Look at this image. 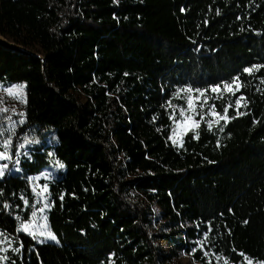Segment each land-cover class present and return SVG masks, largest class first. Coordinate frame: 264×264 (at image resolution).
Wrapping results in <instances>:
<instances>
[{
  "label": "trees",
  "instance_id": "1",
  "mask_svg": "<svg viewBox=\"0 0 264 264\" xmlns=\"http://www.w3.org/2000/svg\"><path fill=\"white\" fill-rule=\"evenodd\" d=\"M0 34L39 55L0 46V83L26 82L23 130L56 137L0 179L13 242L0 264L264 260V0H0ZM189 84H220L205 104L230 119L197 115L177 146L169 116ZM51 157L65 164L48 183L59 243L39 244L21 230L35 204L27 177Z\"/></svg>",
  "mask_w": 264,
  "mask_h": 264
},
{
  "label": "snow or ice",
  "instance_id": "2",
  "mask_svg": "<svg viewBox=\"0 0 264 264\" xmlns=\"http://www.w3.org/2000/svg\"><path fill=\"white\" fill-rule=\"evenodd\" d=\"M116 3H119V0H115ZM183 10V9H182ZM259 66L253 65L251 68L245 67L243 69V72L245 73H251L253 68H257ZM125 75H128L125 73ZM238 78L233 77L232 81L233 83L236 82ZM224 88L231 92L232 91V84H230L228 81H222ZM7 88V91L9 93L13 92V89H18L19 91L15 93L17 95V98L22 100L23 103H27L26 93L23 91L24 88H26L25 84H12L11 86H5ZM211 88L212 92H217L220 90V84H213L210 86H195V85H181L177 89V93L179 94L181 92L185 93L186 95V108L181 107L180 108V115L179 117L176 116V110L173 109L171 115L169 116V119L173 122V128H172V136H170V139H174L176 136V128L179 127L183 133H187L191 127H199L200 121H197L195 119L196 115H199V113L196 111V106L200 104V98ZM238 90V87H237ZM163 91V89H162ZM198 94V95H197ZM243 99V97L236 100L237 109L240 106V100ZM202 107V104H200ZM5 115L0 116V179H6L9 176H13L15 173L23 172L24 169L20 167L22 164L21 160V153H23L24 161L26 162H32L33 156H34V149L32 148L33 145H41L43 141L41 139L32 138L29 139L27 135H24L22 137V142L19 144H16L14 140L21 139L20 136L17 135V126L18 125H24L26 123V114L23 112L20 113H14L13 116L6 115L7 109L0 110ZM224 112L227 113V108L224 109ZM190 113V114H189ZM211 117L216 119L217 122L219 120L223 119L225 122H227L230 118L227 115L221 116L219 112L213 111L210 113ZM14 116L20 117L19 119H15ZM155 119V117L153 118ZM204 117L201 116V120H203ZM211 123L208 124V127L211 128ZM159 131V129H157ZM222 130V129H221ZM48 156H52V152L47 153ZM56 165L60 170H63L65 168V164L56 161ZM51 172H40L38 175L27 177L29 180H34L36 182H39L41 178H47L51 177ZM39 189H42L39 190ZM39 189L37 187H33V193L34 198H36V204L32 205L33 211L31 212V216L33 218L36 217V205L37 204H43L42 207L39 208L40 213H44L46 209L49 208V196L51 193V189L48 183H45L43 185L39 186ZM61 200H63V196L60 197ZM24 203L27 205L28 201L25 200ZM54 203V201H53ZM5 208L8 207L7 204L4 205ZM231 211V210H230ZM42 221H47V216H41ZM247 223V221H245ZM197 228H199V225L197 224ZM34 231L30 233L34 239H39L42 243L45 239L55 241L56 243H59L58 236L49 229L47 224L41 225L40 221H37L34 225ZM26 232L28 231L27 228L24 229ZM211 230V221L208 222V231H205L203 233H198V235L206 238L209 234V231ZM19 231V229H17ZM38 232V235H37ZM4 239L0 238V244L4 243ZM22 246V245H21ZM0 251H4V249H0ZM13 251H19V249H13ZM196 251V248H192V252L194 253ZM203 255L206 257L208 255L207 252H204ZM0 259H7L6 257L0 258ZM14 264V262H12ZM208 264H211V260L208 261ZM249 264H252L251 261H249ZM259 264H264V260H261Z\"/></svg>",
  "mask_w": 264,
  "mask_h": 264
},
{
  "label": "rangeland",
  "instance_id": "3",
  "mask_svg": "<svg viewBox=\"0 0 264 264\" xmlns=\"http://www.w3.org/2000/svg\"><path fill=\"white\" fill-rule=\"evenodd\" d=\"M26 82L25 81H17V82H13L11 84H9V86H11L12 84H25ZM19 90L18 89H13V92L12 93H9L7 91V88L6 87H3V83H0V110H3V109H7V113L6 115L8 116H13L14 113H20V112H23L24 113V105L25 103H23L22 100L18 99L17 98V95L15 93H17ZM23 91L26 93V88L23 89ZM198 95V94H197ZM201 101L204 103L202 105V107L198 104L196 106V111L201 114L203 117H206L210 122H214L216 121V119L212 118L210 113L213 112L214 110L213 109H209L206 107V102H207V99L204 98V96H202L200 98V103ZM190 114V113H189ZM5 115V113H3L2 111H0V116H3ZM179 115H180V111H179ZM15 119H19L20 117L18 116H14ZM195 119L197 121H200L199 118H197V115L195 116ZM23 126L24 125H18L17 126V135L21 137V139H16L14 140V142L16 144H19L20 142H22V137L24 135H27L29 139H32L33 137L34 138H37V139H41L43 141V143L41 145H33L32 148L34 149L35 147H40V146H44V147H48V148H51L53 147V142L54 140L56 141V137H55V134H54V130L53 128H49L45 131H39L38 127H35V128H31V129H28L27 131H24L23 130ZM197 127H191L189 131L191 130H195ZM188 131V132H189ZM187 132V133H188ZM186 134L182 132V130L177 127L176 128V136L174 139H171L172 143L177 145V146H181L182 143H183V138ZM21 160L23 161L24 157H23V153H21ZM56 161H58L57 159L55 158H52L50 159V166L45 168L43 172L47 173V172H51L52 173V176L51 177H47V178H41V180L39 182H36L34 180H29L30 181V184H31V188L33 190V187H37L39 189V186L40 185H43L45 183H49V181H51L52 179L58 177L59 173L61 171H64L65 168L63 170H60L58 168V166L56 165ZM20 167H22L20 165ZM16 174H19V175H23V172H20V173H15L14 175ZM35 176V175H34ZM42 191V189H39ZM50 196H49V208L46 209L44 211V213H40L39 212V208L43 206V204H37L36 205V217L33 218L31 217L30 221L26 222V223H22L21 224V230L23 232H25L26 234L30 235L31 232H33L35 229H34V225L37 221H40L41 225L43 226L44 224H47L48 225V220L47 221H42L41 220V216H47L48 217V211L50 209ZM35 204H36V198H35ZM49 227V225H48ZM27 228L28 231L26 232L24 229ZM50 229V228H49ZM37 235H38V232H37ZM32 237V235H30ZM0 238H3L4 239V243L0 244V249H4L3 252H5L6 250H9V249H12L13 248V242L10 238H8L7 236H4L2 235V233L0 232ZM33 238V237H32ZM34 239V238H33ZM35 242L39 243V244H42L44 242H52V243H56L55 241H51V240H48V239H45L42 243L40 242L39 239H34ZM162 245L164 247V249L166 251H168V248L166 247V244L164 242H162ZM1 255V254H0ZM247 263L249 264V261L252 262V264H259V263H256L254 261H252L250 258H245ZM173 264H200L199 262L195 261L189 254H186V253H181L173 262Z\"/></svg>",
  "mask_w": 264,
  "mask_h": 264
},
{
  "label": "water",
  "instance_id": "4",
  "mask_svg": "<svg viewBox=\"0 0 264 264\" xmlns=\"http://www.w3.org/2000/svg\"><path fill=\"white\" fill-rule=\"evenodd\" d=\"M0 46L6 50L18 52L23 55L39 56L38 54L8 40L7 38L3 37L1 34H0Z\"/></svg>",
  "mask_w": 264,
  "mask_h": 264
}]
</instances>
